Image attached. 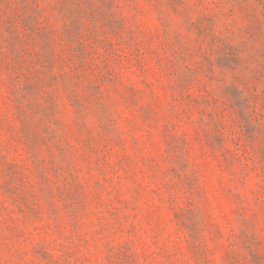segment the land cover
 <instances>
[{"label": "rangeland", "instance_id": "obj_1", "mask_svg": "<svg viewBox=\"0 0 264 264\" xmlns=\"http://www.w3.org/2000/svg\"><path fill=\"white\" fill-rule=\"evenodd\" d=\"M0 264H264V0H0Z\"/></svg>", "mask_w": 264, "mask_h": 264}]
</instances>
